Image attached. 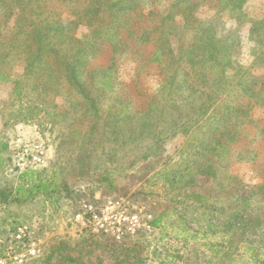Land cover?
<instances>
[{
	"label": "trees",
	"instance_id": "1",
	"mask_svg": "<svg viewBox=\"0 0 264 264\" xmlns=\"http://www.w3.org/2000/svg\"><path fill=\"white\" fill-rule=\"evenodd\" d=\"M57 1L66 5L80 0ZM84 1L81 7L65 14V10H52L45 0H0V80L13 84L12 93L19 100L23 121L46 106L49 96H61L67 103L68 90H74L83 111L75 116L74 135L84 163L98 148L103 129L116 139L122 125L136 117L129 108L133 100L127 91L118 93L120 106L113 115L102 109L101 98L105 91L116 87L113 79L120 65H134L132 82L154 74L153 70L160 66L158 93L145 98V112L130 132L146 151L139 159L159 153L157 145L166 131L194 139L179 151L186 150V156L175 172L166 174L171 176L169 182L177 183L179 205L186 202L192 211L201 210L205 225L201 224L200 230L205 237L225 238L205 244L211 258L221 254L218 264H232L233 254L242 247L256 251L253 238L264 234V206L258 204L264 200V174L262 182L255 186L254 200L243 198L237 193L239 177L229 170V163L235 153L247 155L250 160L259 154L248 145L254 142L259 128L260 121L251 110L256 105L264 106V76L242 72V66L232 59L234 44L196 18L192 0L177 3L181 12L174 9L176 3L167 12L155 8L143 12L138 10L139 0ZM245 1L230 0L232 7L239 9ZM148 21L151 22L141 26V22ZM80 28L86 30L80 32ZM189 29L193 32L186 41ZM260 30L264 32V19L253 23L251 34ZM260 55L264 64V54ZM18 58L24 60L23 72L9 73L10 62ZM183 62L192 71L199 68L198 76L192 78L190 71L183 70ZM173 90H177L176 99L172 97ZM164 93L167 98L162 102L158 96ZM29 95L36 100L26 106L22 99ZM259 132L264 134V128ZM155 136L159 138L154 141ZM145 138L149 140L144 143ZM239 143L245 147L235 152ZM5 148L8 143L0 142V154ZM195 172L210 183L201 184ZM34 173V169L23 171V181L15 190L0 189V204L34 198L45 191L52 195L50 182H30ZM167 211L155 214L149 225L163 228ZM192 219L201 221L200 216ZM260 249L264 252V246ZM253 263L264 264L262 254H254Z\"/></svg>",
	"mask_w": 264,
	"mask_h": 264
},
{
	"label": "rangeland",
	"instance_id": "2",
	"mask_svg": "<svg viewBox=\"0 0 264 264\" xmlns=\"http://www.w3.org/2000/svg\"><path fill=\"white\" fill-rule=\"evenodd\" d=\"M45 1L52 10H65V14L85 2L80 0L65 5L57 0ZM180 1L139 0L142 8L139 5L138 10L148 12L155 8V11L167 12L176 3L174 9L181 12L182 8L177 6ZM194 3L196 18L217 36L234 44L232 59L237 62V66H242V72L264 76L260 55L264 54V42H260L264 39V32L260 30L255 35L251 34L253 23L264 19V0H246L241 9L233 8L230 0H192L191 4ZM150 22H141V26ZM194 25L197 26V22ZM85 30L80 28V32ZM187 32L186 41L190 40L193 31L189 29ZM173 43L177 45L176 40ZM100 61L101 58L96 62ZM182 66L183 70L186 68L191 72L192 78L198 76L199 68L195 67L192 71L191 66L185 62ZM9 67V73L21 74L24 60L13 59ZM133 68L130 62L120 65L113 79L115 88L119 86V90L115 92L114 88L105 91L101 104L106 113L110 111L113 115L120 106L117 102L118 93L127 91L133 100L129 108L131 113H136V117L122 125V133L116 139H113L115 135L110 131L106 133L103 129L102 135L98 137V148L84 163L80 161L79 142L74 135L77 128L75 116L83 112L77 104L80 97L74 90H68L70 99L67 103L61 96H49L46 106L28 121H23L24 115L19 114V100L12 93L13 84L0 80V142L8 143V148L0 154V189L15 190L23 181L21 173L34 169L36 173L29 179L30 182L39 179L50 182L52 193L49 196L46 191L40 192L34 198L0 204V259L5 264L221 262V254L211 258V251L205 244L225 238L221 235H203L200 229L201 224L205 223L201 210L192 211L186 202L179 205L177 183L169 182L171 176L166 175L175 172L181 158L186 156V150L182 153L179 151L189 146V140L194 139L187 138L183 133L172 135L166 131L160 136L162 141L157 145L159 153L155 152L147 159H139L146 151L130 132L133 123L145 112V98L158 93L161 80L158 75L159 66L153 70L154 74L132 82ZM2 69L0 64V71ZM165 93L158 94L162 102L166 101ZM176 93L177 90H173L174 99L177 98ZM22 100L26 101L27 106L29 103L34 104L33 100L36 99L29 95ZM72 104H76L75 107ZM251 113L260 122L254 142L248 146L258 150L259 154L256 159L250 160L247 155L235 153L230 160L229 170L239 177L241 186L238 195L254 200L255 186L262 182L264 174V134L259 132L264 128V106L256 105ZM85 128L81 127L82 131ZM158 138L153 137L154 141ZM148 140L145 138L142 141L145 143ZM37 145L45 149L46 160L42 165L29 163L31 167L27 169V163L20 164V158L27 148L25 157L29 160ZM243 147L239 143L235 152H240ZM193 175L201 184L210 183L197 172ZM258 204L264 206V200ZM106 205H110L108 211ZM164 209H168L162 221L164 227H151L149 221ZM90 212L97 213L102 220L108 217L104 221L105 226L90 222ZM79 213L84 217L82 220L76 217ZM199 216V223L192 219ZM18 226L25 228L22 238L16 235ZM253 239L258 246L256 251L242 247L233 254L232 264H254V254H262L264 258V252L260 249L264 246V234H257ZM33 245L36 246L35 255H27L22 263L15 260L17 255L28 254L34 248Z\"/></svg>",
	"mask_w": 264,
	"mask_h": 264
},
{
	"label": "built area",
	"instance_id": "3",
	"mask_svg": "<svg viewBox=\"0 0 264 264\" xmlns=\"http://www.w3.org/2000/svg\"><path fill=\"white\" fill-rule=\"evenodd\" d=\"M27 151H28V149L25 148V152H24L23 156L20 158V160H21L20 162H22L20 164L27 163V166H26L27 169L29 167H31L29 165V163H34V164H39V165L44 164V162L46 160V153H45V149L41 145H37L36 146L35 152L32 153L31 158L29 160H27L26 157H25V155L27 154ZM109 208H110V205H106V208H105L106 211H108ZM76 217H77V219H80V220H82L84 218L81 213L77 214ZM107 219H108V217H106L105 220H107ZM105 220H102L99 217V215L97 213H95V212H90V214H89V221L90 222H94V223H96V224H98L100 226H103V227L105 226V223H104ZM24 234H25V228L23 226H18L17 229H16V235H17V237L18 238H22ZM33 246H34V248H31L28 251V254H26V255H24V254L17 255L15 257V260H17L18 262H21L22 263L26 259V256L27 255H30V256L35 255L36 254V248H35L36 246L35 245H33ZM0 264H5V263H4L3 260L0 259Z\"/></svg>",
	"mask_w": 264,
	"mask_h": 264
}]
</instances>
